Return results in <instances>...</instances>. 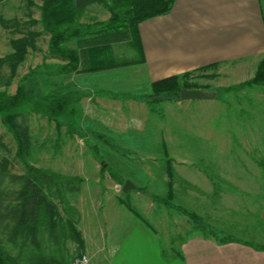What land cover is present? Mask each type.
<instances>
[{
    "label": "rangeland",
    "instance_id": "374dc122",
    "mask_svg": "<svg viewBox=\"0 0 264 264\" xmlns=\"http://www.w3.org/2000/svg\"><path fill=\"white\" fill-rule=\"evenodd\" d=\"M260 2L264 14V0ZM40 4L41 0H0V91L13 95L25 77L30 101L70 93L76 132L63 126L57 134L54 124L40 114L25 113L23 120L32 140L31 165L78 179L61 186L65 200L76 212V230L80 229L81 212L89 218L84 220L89 230L90 221L95 226L111 202L124 199L155 230L160 225L174 232V228L191 225L175 210L182 207L198 216L213 238L264 246V85L242 86L257 66L247 79L244 74H251L250 63L240 67L245 73L237 78L221 76L214 69L179 79L180 84L214 91L209 100L180 101L177 96H168L158 102L146 101L150 88L139 73L132 72L138 56L129 41L112 47L114 60L123 65L95 73L56 75L54 70L65 61L48 53V36L38 23ZM108 17L105 7L93 3L83 9L77 23L93 24ZM26 31L36 32L37 37L9 79L3 64L11 53L9 42ZM64 45L73 49L75 41ZM166 161L172 172L170 179L165 174ZM23 171L15 157L13 139L0 121L5 201L17 189L6 176ZM109 175L117 176L120 184ZM124 181L157 198L165 196L169 182L171 207L165 208L135 189L122 193ZM46 193L57 212L53 233L41 228L31 242L20 237L8 239L4 229L0 233V244L14 264L56 259L70 264L82 254L68 237L63 206L54 189L50 187Z\"/></svg>",
    "mask_w": 264,
    "mask_h": 264
},
{
    "label": "trees",
    "instance_id": "16d2710c",
    "mask_svg": "<svg viewBox=\"0 0 264 264\" xmlns=\"http://www.w3.org/2000/svg\"><path fill=\"white\" fill-rule=\"evenodd\" d=\"M175 0H41L39 7V21L42 30L48 36L47 50L52 56L65 61L56 67V75L69 73H95L102 70L114 69L124 63H117L112 55V44L129 41L136 54L140 57V43L137 25L147 19L167 14ZM93 3L101 4L108 11L109 17L105 21L93 24L80 25L77 19L83 9ZM34 23V22H31ZM36 32L26 31L21 37L9 42L11 53L3 60L9 70V79L14 76L17 65L22 61L27 48H32ZM75 41V48H68L64 44ZM135 60L133 63H139ZM2 61L0 60V66ZM182 75L180 78H183ZM23 77L17 84L13 95L0 91V121L10 133L15 147V157L23 166L20 175H7L17 189L12 193L9 201L3 198L1 183L3 176L0 174V233L6 230L8 239L20 237L32 241L41 228L53 233L56 229L57 212L50 201L46 189H54L59 202L63 206L65 227L68 237L81 249L82 240L75 228L73 215L75 210L69 206L62 193V184L77 182L78 179L58 175L52 171L35 168L29 162L32 152V140L23 114H40L48 122L54 124L55 132L65 126L68 132H76L73 114V99L70 93L59 95H45L39 100L30 101L26 95ZM175 76L155 80L150 84V94L145 100L158 102L168 96H177L180 88L195 89L198 87L180 84ZM264 85V58L255 69L253 76L242 86ZM211 93H214L212 91ZM81 131V129H78ZM84 133V131H81ZM165 174L170 179L172 172L169 161L165 162ZM115 183L120 184L117 176L109 175ZM166 193L163 198H157L147 193L143 188H136V192L151 197L160 202L165 208H170L173 198L171 184H166ZM129 213L136 218L140 217L131 209L126 200L117 199ZM175 210L186 217L191 224L202 231L203 234L212 236L213 233L205 224H201L199 217L186 211L182 207ZM40 261V259H39ZM0 264H14L0 244ZM38 264H66L59 259Z\"/></svg>",
    "mask_w": 264,
    "mask_h": 264
},
{
    "label": "crops",
    "instance_id": "0c3cea01",
    "mask_svg": "<svg viewBox=\"0 0 264 264\" xmlns=\"http://www.w3.org/2000/svg\"><path fill=\"white\" fill-rule=\"evenodd\" d=\"M137 33L140 62L132 72L149 88L155 80L199 70L237 78L250 63L247 79L264 57L260 0H175L167 14L139 23ZM98 218L88 230V216L79 215L88 264H264V246L213 238L192 224L174 232L160 225L155 230L117 201Z\"/></svg>",
    "mask_w": 264,
    "mask_h": 264
},
{
    "label": "water",
    "instance_id": "95a60500",
    "mask_svg": "<svg viewBox=\"0 0 264 264\" xmlns=\"http://www.w3.org/2000/svg\"><path fill=\"white\" fill-rule=\"evenodd\" d=\"M213 98V93L202 91L199 89L180 88L178 91V99L180 101H204ZM134 185L129 181H124L121 186V192L127 193L129 190H134Z\"/></svg>",
    "mask_w": 264,
    "mask_h": 264
},
{
    "label": "built area",
    "instance_id": "2783aa9c",
    "mask_svg": "<svg viewBox=\"0 0 264 264\" xmlns=\"http://www.w3.org/2000/svg\"><path fill=\"white\" fill-rule=\"evenodd\" d=\"M70 264H88V258L85 254H79L72 259Z\"/></svg>",
    "mask_w": 264,
    "mask_h": 264
}]
</instances>
